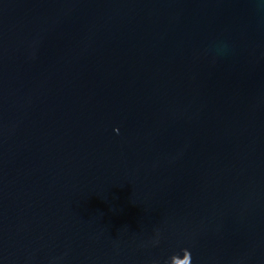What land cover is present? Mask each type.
Returning <instances> with one entry per match:
<instances>
[{
	"label": "water",
	"instance_id": "1",
	"mask_svg": "<svg viewBox=\"0 0 264 264\" xmlns=\"http://www.w3.org/2000/svg\"><path fill=\"white\" fill-rule=\"evenodd\" d=\"M0 264H264V0H0Z\"/></svg>",
	"mask_w": 264,
	"mask_h": 264
}]
</instances>
